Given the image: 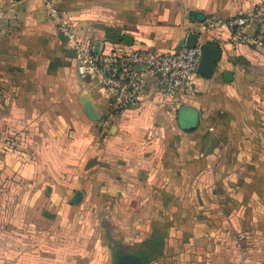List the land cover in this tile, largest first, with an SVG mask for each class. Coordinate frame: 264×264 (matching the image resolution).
Wrapping results in <instances>:
<instances>
[{"label": "crops", "instance_id": "obj_1", "mask_svg": "<svg viewBox=\"0 0 264 264\" xmlns=\"http://www.w3.org/2000/svg\"><path fill=\"white\" fill-rule=\"evenodd\" d=\"M47 1L71 26L66 42ZM262 3L0 0V264H36L42 239H58L53 225L79 231L90 207H122L127 197L147 210L133 222L150 230L137 226L130 238L140 251L146 244V264H236L240 243L245 261L264 264V49L216 26ZM190 33L219 46L213 76L195 77V94L176 107L147 97L101 134L106 101L79 79L75 44L158 52L184 46ZM182 106L197 112L194 130L179 127Z\"/></svg>", "mask_w": 264, "mask_h": 264}, {"label": "built area", "instance_id": "obj_2", "mask_svg": "<svg viewBox=\"0 0 264 264\" xmlns=\"http://www.w3.org/2000/svg\"><path fill=\"white\" fill-rule=\"evenodd\" d=\"M43 7L57 33L70 37L71 26L64 15L49 1ZM216 26L224 30L231 42L264 49V3L230 16ZM5 27L0 19V35ZM74 49L79 79L97 87L105 98L106 112L97 122L103 135L119 116L141 106L147 97L155 98L161 105L176 107L179 96L195 94L193 80L198 76L199 45L158 52L121 47L109 53H94L76 43ZM238 264L249 263L242 258Z\"/></svg>", "mask_w": 264, "mask_h": 264}, {"label": "rangeland", "instance_id": "obj_3", "mask_svg": "<svg viewBox=\"0 0 264 264\" xmlns=\"http://www.w3.org/2000/svg\"><path fill=\"white\" fill-rule=\"evenodd\" d=\"M181 114L185 118L198 115L195 110L186 107L181 110ZM260 151L264 155V144ZM122 202L126 205L105 207L103 211L102 208L90 207L91 221L84 226L80 225L79 231H60V225H53L51 229L57 233L58 239H42V251L45 253L42 254L40 261L36 259V264H145L141 258L142 251L136 248L139 241H131L130 238L131 232L134 233L137 226L146 231L150 230V226L147 228L150 225L148 222H133L145 215L146 207L136 205L139 203L136 197L131 202L129 197ZM102 214L105 219L103 223L99 222ZM259 241L264 242V234ZM240 244L237 245L240 257L236 264L242 258L245 260Z\"/></svg>", "mask_w": 264, "mask_h": 264}, {"label": "water", "instance_id": "obj_4", "mask_svg": "<svg viewBox=\"0 0 264 264\" xmlns=\"http://www.w3.org/2000/svg\"><path fill=\"white\" fill-rule=\"evenodd\" d=\"M15 1H21V0H15ZM189 18L193 20L196 23H203L205 20L204 15L201 12H195L190 11L189 12ZM58 39L66 42L67 37L64 35L59 34ZM126 45H131V42H125ZM197 45H199L201 50V56L197 67V73L199 76L210 79L213 76L214 70L216 68L217 63L220 61L222 53L218 45L211 44V43H198V34L196 33H190L188 34L184 47L188 49H193ZM96 53V52H94ZM230 75L229 71H226L224 76L225 79L228 81L227 76ZM184 108V106L180 107L178 109L177 113V122L181 129L183 130H193L196 128L198 123V115L194 116L192 118H185L181 114V110Z\"/></svg>", "mask_w": 264, "mask_h": 264}, {"label": "trees", "instance_id": "obj_5", "mask_svg": "<svg viewBox=\"0 0 264 264\" xmlns=\"http://www.w3.org/2000/svg\"><path fill=\"white\" fill-rule=\"evenodd\" d=\"M143 251L141 252V258H142V262L146 264V260H147V255H146V244L142 245Z\"/></svg>", "mask_w": 264, "mask_h": 264}]
</instances>
